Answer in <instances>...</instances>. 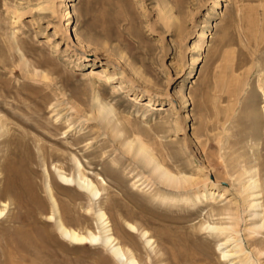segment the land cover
<instances>
[{"label": "rangeland", "instance_id": "obj_1", "mask_svg": "<svg viewBox=\"0 0 264 264\" xmlns=\"http://www.w3.org/2000/svg\"><path fill=\"white\" fill-rule=\"evenodd\" d=\"M263 105L264 0H0V264L19 230L35 240L24 264H120L101 243L59 236L47 181L67 226L96 231L93 212L103 209L140 264H239L243 253H221L237 238L264 264V228H252L237 180L251 170L264 204ZM140 141L191 186L159 184L134 153ZM58 151L69 171V153L79 158L97 199L58 179L48 155ZM7 162L16 174L2 172Z\"/></svg>", "mask_w": 264, "mask_h": 264}, {"label": "bare ground", "instance_id": "obj_2", "mask_svg": "<svg viewBox=\"0 0 264 264\" xmlns=\"http://www.w3.org/2000/svg\"><path fill=\"white\" fill-rule=\"evenodd\" d=\"M217 2H220V0L219 1L217 0ZM218 6H220V5L218 4ZM39 8H40V6H39ZM212 13H213V11H212ZM203 35H204V32L201 34V36H203ZM109 72L110 71L105 66V67H102L101 70L98 71V74L101 76V75H105L106 73H109ZM96 75H97V72H96ZM192 83L194 84L195 80H192ZM148 104H150V103H148ZM148 104L146 103V105H148ZM101 108L105 109L106 112H107V110H108L109 113L112 112L111 107H106L105 105H103ZM263 111H264V105H263ZM7 122H8L7 118H5L4 116H0V131H2V130L6 131L8 129L7 128V125H8ZM68 126L70 127V125H68ZM69 129H71V128H69ZM66 131H68V129ZM65 132H63V133H65ZM263 135H264V133H263ZM141 141L139 142L138 148H137L136 151H134V153L136 152L137 155H139L138 158L141 157L142 162L144 163V166L146 168H148L151 176H153V178L155 180H157L159 182V184H161L162 186H164L166 188H170L172 190L173 189H175V190L177 189L178 190V189H182V188H184L186 186H191L192 180H191L190 177L186 176L184 173L179 172V169H178L177 172H173L172 170H170L169 167L165 166L164 163L161 162L160 159L157 160V158L153 155V153H150L151 150H149V148H146V146L144 145L145 143H143ZM256 141H257V139H256ZM10 143L11 142H9V144ZM132 143L133 142L130 140V141H127L125 145L127 147H131ZM258 143H259V141H258ZM258 143L256 142V144H258ZM12 144L13 143H11L10 146H12ZM16 144H18V143L16 142ZM36 145H37V143H36ZM17 148L19 149V147H17ZM37 148H39V147H37ZM131 150H132V148H131ZM258 152H259V150H258ZM58 153H59V151H58ZM58 153L53 152V153L48 154L52 158L53 162H54L53 157H57L58 158V159L55 160V161H57L56 162L57 164L53 165V169H54L55 175L58 177V179L60 181H63L65 184L74 185L77 188H79L80 191H82V192L87 194V196H88L90 201L94 200V199H97L100 196V190L98 189L96 184L93 182V180L90 179L89 177H87L86 169H85L84 165L81 163V161L79 160V158L76 155H74L73 153H69L70 155H69L68 160L72 164V168L69 171V170H67L64 167V164H63V161H66L67 157L64 156L63 152H61L59 154ZM257 154L259 155V153H257ZM254 156L256 157L255 154H254ZM42 158H43V156H42ZM257 164L258 163H256V165ZM262 164H261V166H262ZM4 165L5 166H4V169L2 170V172L3 171L5 173L9 172L11 174H16L18 172L17 171L18 169L16 170V167L14 166L13 162H11V163L7 162V164L5 163ZM245 165H246V163H245ZM248 165L250 166L249 163H248ZM252 166L253 165H251L250 168H252ZM254 166H255V164H254ZM2 167H3V165H2ZM0 168H1V166H0ZM244 168H245V170H243L244 172H242V171L241 172L245 176H243V177L241 176L240 178L237 179V180H239V183H240L239 185L241 186V187H239L240 189L238 188L240 190V191L238 190L239 191L238 193H241L240 195H243V196L245 195L244 198L249 199V201L246 200L247 203H248L247 207H250V209L252 208L253 210L255 209L254 212L251 211L252 213L249 214L253 218H257L258 219L257 221L252 223L253 224L252 228L260 230L261 228H264V207H263L264 204H262V202H261L263 199L261 200V198H262L261 192L262 191H260L261 190L260 188H261L262 184H261L259 178L254 173L251 174V170L247 169L246 166ZM254 170H255V167H254ZM252 172H253V170H252ZM245 177L247 178L246 180H245ZM259 177H261V176L259 175ZM8 180H6V181H8ZM10 180H11V177H10ZM97 180L102 185L106 184L105 179L103 177H101L100 175H98V179ZM30 187H29V189H30ZM23 189H24V187H23ZM102 189L104 190V188H102ZM262 190H263V188H262ZM44 191H45L46 195L48 196V201H49L50 209H51L50 214L47 215L48 219L50 221H53L54 228H55V230L57 231V233L59 234L60 237H62L66 241H68V242H70L72 244H75V245H77V244L101 243L102 245H104L109 250V252L112 255V257L114 259H116L120 264H140V262L132 254V252L129 249H124L122 247V245L118 242L116 237L113 235L112 229L110 227V223H109L108 218H107V215H106V213H105V211L103 209L97 208V210L93 212V214L95 216V222H96L95 223L96 224V231L88 229L85 233L79 232L78 230L67 226L65 217H66V215H69V214H67V212L69 210L67 209L68 210L67 211L65 209L64 205L60 201H58L56 196H54L52 188H51V185H50V183L48 181L46 182V184L44 186ZM4 192H5V190H4ZM29 195H30V193H29ZM31 196H33V195H31ZM36 197L34 198V196H33V198H31V200H30V203L32 205H34L36 208L39 209L43 205L41 206L42 202H41L40 198H36ZM160 197H161L162 201H165V200L170 201L171 200V201H173V203L176 202L175 198H166V197H163L162 195ZM202 198H203L202 200H204L205 202H208V201L210 202L212 197H207L205 194H203ZM184 201L187 202L186 199ZM6 207H7V204H5L3 202L2 208L0 207V217L4 214V212L6 210ZM88 210L90 211L91 208H89ZM16 220H18V218ZM125 224L130 229L137 231V228L135 227L134 224H132L130 222H126ZM207 228L212 230V231H217V232H221V233L225 232V231L232 230L231 226H225V225H208ZM27 232H29V231H27ZM16 234L18 236V239L15 240V241L13 240L10 243L12 245V247H11V252H8V259H10L8 264H24V263H22L23 261L26 262V260H29L28 259L29 256H27L26 252L30 251L32 249L31 247H33V245H35V242H34L35 240H33L34 238L32 239L29 236V234L26 233V231L23 232V231L19 230V231L16 232ZM140 235H142V237L146 239V242L148 244H151L152 239L148 236V232L147 231L142 230L140 232ZM14 238H15V236H14ZM228 241H230V236L226 238L225 243H227ZM36 245L40 246V243L39 244L36 243ZM8 250H9V248H8ZM259 250L257 252L258 253L259 252L262 253ZM257 252H255V253H257ZM221 253H222V257H224V258H230L232 256L234 257V255H236L238 253H243L242 256H240L238 258L240 263L242 262L244 264H256V263H254L255 261H253L251 259V257L246 254L247 251L245 253V250L243 249V246L241 244L240 238H237L235 240V243H233V245L231 246L230 249H228V250L224 249V250L221 251ZM5 257H7V256H5ZM8 259H6V260L8 261Z\"/></svg>", "mask_w": 264, "mask_h": 264}]
</instances>
